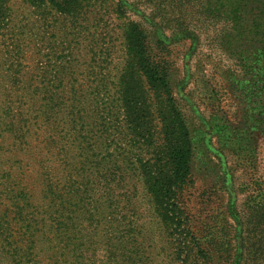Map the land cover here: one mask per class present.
Returning a JSON list of instances; mask_svg holds the SVG:
<instances>
[{"label":"trees","instance_id":"obj_1","mask_svg":"<svg viewBox=\"0 0 264 264\" xmlns=\"http://www.w3.org/2000/svg\"><path fill=\"white\" fill-rule=\"evenodd\" d=\"M13 1L42 36L33 46L38 81L17 82V99L6 89L10 98L0 102V153L21 154L12 165L0 154V231L12 255L32 252L42 240L50 264H158L142 241L143 188L147 214L172 242L174 262L214 264L187 206L195 146L169 36L133 20L125 0H0V25ZM201 3L239 34L255 33L254 81L264 114V0ZM176 24L171 32H197L190 21ZM46 49L56 61L54 80L44 67ZM24 71L16 73L26 77ZM156 95L158 142L150 152Z\"/></svg>","mask_w":264,"mask_h":264},{"label":"rangeland","instance_id":"obj_2","mask_svg":"<svg viewBox=\"0 0 264 264\" xmlns=\"http://www.w3.org/2000/svg\"><path fill=\"white\" fill-rule=\"evenodd\" d=\"M202 1L206 2L125 0V3L133 20L147 21L154 25L146 24L150 30L156 28L160 37L169 36L168 40L173 42L179 83L177 97L194 137L195 183L187 206L196 234L211 248L214 264H264V114L260 112L262 101L256 95L253 62L259 43L255 33L239 34L229 20L210 14ZM10 5L11 17L8 23L0 25L1 103L10 98L6 89L11 98L17 99L16 90L11 88L17 82L38 81L34 75L38 74L36 68L40 63L37 48L33 47L39 46L42 36H35L39 33L38 25L26 19L23 9L14 1ZM213 6L220 7L219 3ZM185 21L191 22L189 26L197 31L195 34L170 31V26ZM43 52L49 54L43 58L44 67L50 72L48 78L54 80L52 65L56 61L49 49ZM18 70H25L26 77L16 73ZM160 104L161 98L154 96L150 152L158 142L155 112ZM6 142L12 143L13 138H6ZM18 152L0 154L12 165ZM149 208L142 188V214L147 215L142 217V241L154 263L176 264L172 242L157 219L147 214ZM1 232L0 264H50L51 251L45 241L40 240L37 249L32 250L38 253L37 257L26 250L23 256H13L14 246L5 241ZM12 241L13 238L9 242Z\"/></svg>","mask_w":264,"mask_h":264}]
</instances>
